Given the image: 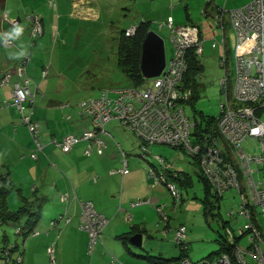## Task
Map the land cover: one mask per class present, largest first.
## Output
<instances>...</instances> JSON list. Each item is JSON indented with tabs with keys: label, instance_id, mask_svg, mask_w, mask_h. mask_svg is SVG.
Returning <instances> with one entry per match:
<instances>
[{
	"label": "built area",
	"instance_id": "2783aa9c",
	"mask_svg": "<svg viewBox=\"0 0 264 264\" xmlns=\"http://www.w3.org/2000/svg\"><path fill=\"white\" fill-rule=\"evenodd\" d=\"M226 14L236 37L234 76L231 71L229 75L226 54ZM26 18L30 22L31 35L40 36L43 32L41 18L37 15H27ZM213 19L218 33L211 38V46L221 50V88L225 93L224 101L219 104V112L215 116L217 135L211 136L204 132L197 137L194 134L195 120L184 110L185 103L193 95L192 87L183 85L187 52L193 50L198 56L203 53L199 27L194 24L173 25L171 18H168L159 22L158 27L169 28L173 54L166 59L161 73L151 78L144 77L141 85L104 87L96 97L83 100L80 111L90 119V126L79 134L68 133L58 144L64 152H68L75 144L85 141L87 145L84 152L89 155L92 145L99 150L105 147L102 136L111 135L105 129V124L115 119L140 140V156L143 159L148 157V147L155 144L174 147L182 156L187 154L198 162L212 194L221 197L226 189L236 188L241 200L240 211L231 210L228 215L231 217L237 214L243 219L244 223L238 227L236 234L246 236L247 246L231 242L233 257L225 251L199 261L184 255L177 264H234L233 260L236 264H250L248 257L255 264H264V234L259 230L254 216L258 208L264 217V121L257 114L260 109H264V0H250L232 9H227L224 4L218 5ZM8 21L13 26L19 20ZM134 30L135 25H131L124 33L129 36ZM29 59L30 55L20 59L14 70L3 71L0 75V88L6 85L11 88L12 103L35 142L30 153V157L35 159L38 152L42 151L43 143L38 138V124L31 118L37 86L34 89L31 87L32 80L26 71ZM46 68L43 75L47 73ZM13 73L16 81L11 83ZM247 140L250 146L251 142L254 144L249 151L243 146ZM120 153L122 165L119 171L124 174L129 171L127 158L123 150L120 149ZM154 156L162 170L156 174L151 167L150 176L156 183H164L174 202L182 201V192L175 182L180 172L172 168V163L163 156ZM165 172L169 173L170 179ZM62 198L65 199V196ZM80 205V228L87 231L89 248L92 250L95 242L100 240L108 219L94 208L91 201H82ZM157 209L161 211L160 206ZM50 224L55 226L57 222L51 220ZM20 231L17 227L16 232ZM39 232L38 227H35L28 236H36ZM173 237L181 249L187 248L184 224L176 227ZM46 250L49 258L54 260L53 243ZM17 260H20V256Z\"/></svg>",
	"mask_w": 264,
	"mask_h": 264
},
{
	"label": "crops",
	"instance_id": "0c3cea01",
	"mask_svg": "<svg viewBox=\"0 0 264 264\" xmlns=\"http://www.w3.org/2000/svg\"><path fill=\"white\" fill-rule=\"evenodd\" d=\"M169 1L166 9L159 11L164 12L159 16L161 21L171 18L175 25L194 23L192 20L182 22L183 18L177 12L178 6L175 7L174 1ZM180 1L183 0H177ZM204 1L206 4V0ZM227 1H224L226 7ZM233 1L234 4H230L227 9L238 7V0ZM209 4L215 11L222 2L212 0ZM0 7V32L8 31L12 27L8 20L17 19L20 24V18H16L19 10L9 8L8 0L5 2L2 0ZM148 17L147 14L142 15L140 20H149L152 23ZM138 22H133L128 27ZM27 27L29 24L25 29ZM163 27L168 28L167 26L161 28ZM22 39L29 46L30 59L26 71L32 80L31 87L34 89L37 86L31 118L38 124V138L43 147L37 158L30 157L35 142L12 103L10 86L1 87L0 166L3 167L1 170L7 169V172L0 174V176L4 174V179L0 182L7 185L11 182L10 188H17L13 198L16 206L12 207L25 206L28 213H34L38 218L35 224L41 232L28 237L15 232L20 236L14 238L16 247L11 252L12 258L20 253V264H171L172 262L166 259H170L169 256L175 253V249L169 242L174 241L172 238L176 227L185 223L172 226L171 215L174 209L171 204L177 202L168 195L164 183H156L149 174L151 167L156 174L160 169L155 166L156 164L141 158L140 140H137L138 152H134L132 146L124 149L108 130L111 135L102 136L106 144L102 149L99 150L92 145L91 153L86 155L84 150L87 142L80 141L68 152H64L58 143L68 133L78 134L91 124L90 119L80 111V103L83 100L77 103L59 101L49 86L52 80L43 78L49 73L50 62L46 66L45 75L44 60L41 65L30 64L32 54L35 52L43 55L46 46L42 41L38 45L35 40L28 41L27 37ZM9 50L14 49H7L4 46L0 48V75L5 70H14L19 62L8 59ZM10 81L11 83L16 81L14 73ZM120 149L126 154L129 169L124 174L119 171L122 165ZM151 149L153 150L152 145L148 147V151ZM180 158H184V155H180ZM172 168L175 169L173 164ZM165 175L170 179L168 172H165ZM175 182L181 189V185L187 183V177ZM31 191L33 193H30ZM63 195L65 199L62 198ZM4 198L0 199V214L11 212L9 196L5 195ZM88 200L108 219L102 229L100 240L95 242L92 250L89 248L87 231L80 228L82 215L80 204ZM179 203H186L184 197L177 204ZM158 206L161 207V211L157 209ZM230 218L237 221L238 215ZM54 219H57L56 226L50 224ZM26 220L27 215L22 222L25 223ZM226 223L224 234L216 231L225 238L226 243L238 244V236L234 234L232 227L226 226ZM136 233L142 234L141 245L130 240ZM188 236L190 238L189 234ZM163 237L169 241H164ZM6 239L7 237L3 238L4 242ZM52 243L55 247L54 260L49 258L46 250ZM188 247L186 255L191 260L197 259L189 254ZM176 262L177 260L174 263Z\"/></svg>",
	"mask_w": 264,
	"mask_h": 264
},
{
	"label": "rangeland",
	"instance_id": "374dc122",
	"mask_svg": "<svg viewBox=\"0 0 264 264\" xmlns=\"http://www.w3.org/2000/svg\"><path fill=\"white\" fill-rule=\"evenodd\" d=\"M172 1L176 3L175 7L178 6L177 12L183 18L182 22L192 20L201 29L203 53L198 57L201 69L197 74L194 72L190 74L194 96L185 103L184 110L192 120L201 121L205 127L207 122L218 114L219 104L224 101L225 94L221 88L223 78V67L220 65L221 50L219 47L211 46V38L218 33V29L212 14L208 12L206 15L201 12L205 7L210 10V7L204 4V0ZM247 1L238 0V7ZM1 2L2 0L0 4ZM169 4V0H8L9 8L19 10L16 18H20V24L24 27L29 24V27L25 29L24 37H27L28 41L35 40L38 45L42 41V44L46 46L43 55L35 52L32 54L30 64L41 65L44 60L43 65L46 67L50 62L49 73L43 78L52 80L49 86L54 90L59 101L71 103L96 97L104 87H121L129 84L118 64L117 37L130 24L140 21L142 15L147 14L148 19L153 21L151 29L163 38L166 59L171 57L173 47L169 39V29L157 27V22L161 21L159 16L164 13L159 12L160 9H166ZM203 4L204 7H202ZM230 4H234V1L228 0L227 7ZM27 15H37L42 18L43 32L40 36L36 38L31 36ZM226 18L228 19L227 14ZM226 32L229 75L231 71L234 76L233 53L236 37L229 22L226 24ZM2 47L0 45V48ZM257 114L264 121V109H260ZM105 129L112 133L124 149L132 146L135 149L134 152H138L137 140L139 139L130 130L124 128L118 120H110ZM243 146L246 151H249L254 144L251 142L250 146L247 140ZM152 147L153 150L148 151L149 162L156 164L155 166L162 170L154 156L161 155L166 161L171 162L176 170L182 171L184 177H187V183L181 185L180 189L186 203L171 204L174 209L171 215L173 216L172 226L176 227L179 223H185L187 238H189L188 234L190 235V238L186 240L189 245V254L197 258L193 261H199L203 257H215L220 246L219 240H223L216 230L224 234V225L227 222L226 226L232 227L237 236L238 227H242L244 223L240 215L237 221L232 220L228 215L231 210L240 211L241 200L236 188L226 189L221 197L210 194L206 191L205 181L199 175L200 168L195 159L185 153L184 158L181 159L179 150L168 145L155 144ZM2 168L0 166V174L6 173L7 169L1 170ZM1 186H4L3 192L9 196V211L17 210L18 207H12L16 206L13 198L17 188H10L11 182L9 185L2 182ZM166 192L170 195L167 188ZM256 209L257 213L254 215L256 223L264 234V217L259 213V209ZM24 217L25 214L21 215L19 221L6 219V217L1 219L0 242L2 245L4 237H7L5 244L12 246L15 236H20L15 234V228L23 224ZM54 220L57 222V219ZM163 240L169 241L164 237ZM169 243L175 249V253L169 257L176 258L180 247L173 240ZM238 243L243 247L247 246L246 236L238 238ZM247 259L250 264H255L249 257ZM174 262L175 259L172 263L175 264Z\"/></svg>",
	"mask_w": 264,
	"mask_h": 264
},
{
	"label": "trees",
	"instance_id": "16d2710c",
	"mask_svg": "<svg viewBox=\"0 0 264 264\" xmlns=\"http://www.w3.org/2000/svg\"><path fill=\"white\" fill-rule=\"evenodd\" d=\"M211 1L212 0H210V2ZM224 1L225 0H223L222 4H224V6L226 7V3H224ZM222 4H219V5H222ZM206 5H208V7H210L209 1H206ZM204 10H205L204 14L207 15V13L210 12L212 14V18H213L214 12L216 10L213 11L211 9V7H210V10H208L207 7L202 9L203 12H204ZM224 20L226 23L228 22V19L226 18V16H224ZM185 24H193V23H185ZM173 25H175V24H173ZM215 26H216V23H215ZM157 27H158V23H157ZM150 28H151V22L149 20H140L135 25V30H134L132 35H129V36L125 35V33H124L125 29H124L121 31L119 37H117V49H118L117 60H118V64H119L121 71L123 72V74L125 75L126 79L129 82L128 85H141L143 83V81L145 80V78L142 75L141 70H140L141 46H142V41H143L145 35L147 34V32L150 30ZM199 30H200V37H202L201 29L199 28ZM198 57L199 56L196 55L193 52V50H190V49L188 50L187 56H186L187 69H186L184 76H183V85L186 87H192L193 94H194V88L192 86L190 74L192 72L197 74L200 71L199 69H201V67L199 66ZM128 85H125V86H128ZM193 96L194 95H192L191 99L193 98ZM204 132L209 133L211 136L217 135V131L215 129V117L212 118L210 121H208L207 125L205 127L203 126L201 121L195 120L194 134L198 137V136L202 135ZM199 175L205 181L206 191L211 194L212 192L210 190V185L208 184L207 180H205V178L203 177V175L201 174L200 171H199ZM3 176L4 175L0 176L1 181L4 179ZM184 178H185L184 173L182 172V173H180V175L175 180L179 181V180H183ZM1 184H2V182H0V188H1L0 189V199L4 200L6 193L3 192L4 186H1ZM26 212L28 213L27 208L25 206H21L13 212L5 213V215H4V213L0 214V217H1L0 220L1 219L3 220L5 217L7 219L19 220L21 215H24V214L27 215V220L25 221V223H23L22 225L16 226V228L19 227L21 229V231L16 232V228H15V232L28 237L30 231L33 228L37 227L35 223H37L38 218L34 213L29 212L27 214ZM186 232H187V229H186ZM238 238H240V236H238ZM187 243L188 242H186V245H187ZM4 244H5V242H4ZM176 244L180 247V245L178 243H176ZM219 244H220V246H219V248L216 252L217 254H215V256H217L218 254H220L223 251L230 253V255L232 254L233 245L231 243H229V244L226 243L224 237H223V240H219ZM3 245L0 246L1 264H20V262H21L20 253H18V255H16L13 258L11 256V252H12L13 248L16 247L15 243L13 242L12 246L6 245V244L4 246ZM187 247H188V245H187ZM180 251H181V254L179 256H177L176 258H170V259H166V260L173 262V260L175 259V261L176 260L178 261L182 256L186 255L187 248L184 250V249H181V247H180ZM18 256H20L19 261L17 260ZM233 263L236 264L235 260H233ZM175 264H177V263H175Z\"/></svg>",
	"mask_w": 264,
	"mask_h": 264
},
{
	"label": "water",
	"instance_id": "95a60500",
	"mask_svg": "<svg viewBox=\"0 0 264 264\" xmlns=\"http://www.w3.org/2000/svg\"><path fill=\"white\" fill-rule=\"evenodd\" d=\"M166 61L163 38L150 29L145 35L141 46L140 70L145 78H151L161 73ZM130 240L141 245L142 234H134Z\"/></svg>",
	"mask_w": 264,
	"mask_h": 264
},
{
	"label": "clouds",
	"instance_id": "9594fccd",
	"mask_svg": "<svg viewBox=\"0 0 264 264\" xmlns=\"http://www.w3.org/2000/svg\"><path fill=\"white\" fill-rule=\"evenodd\" d=\"M24 34L25 27L19 23L13 24V26L8 31L0 32V45H3L5 48L9 49H13L14 46V50H9L7 52L8 59L20 60L30 54L29 46L22 39Z\"/></svg>",
	"mask_w": 264,
	"mask_h": 264
}]
</instances>
